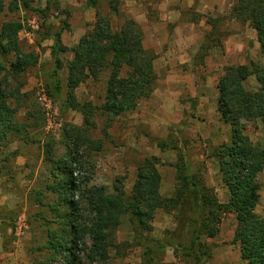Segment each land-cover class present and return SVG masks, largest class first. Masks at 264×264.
<instances>
[{
	"label": "rangeland",
	"instance_id": "rangeland-1",
	"mask_svg": "<svg viewBox=\"0 0 264 264\" xmlns=\"http://www.w3.org/2000/svg\"><path fill=\"white\" fill-rule=\"evenodd\" d=\"M16 0H3L0 27L4 22H20L19 45L27 53L37 57L22 74L24 86L18 101L10 99L17 107L15 120L24 128L7 143L24 141L30 146L31 158L27 170L20 174L13 170L11 162L15 153L5 156L0 149V187L10 186L12 206L0 205V264H65L63 254L54 255L50 240L64 231V207L55 208L57 195L47 190L53 182L52 165L46 159V149L52 146V158L66 157L68 149L61 141L67 124L84 126L83 114L72 108L62 107V102L47 89L49 76L55 67L52 56L54 39L47 34L62 30V42L69 49L59 52L63 92L67 97V63L74 56L73 48L80 39L93 32L97 15L109 16L112 28L118 31L128 18L137 21L144 33L143 45L156 54L154 60L153 92L142 99L137 107L117 116L107 127L106 117L95 109V127L89 135L93 141H102L100 151L80 148L81 168L75 174L85 186H104L108 193L114 192L118 178H123L126 196H130L137 177V169L145 158L156 156L162 176L160 192L169 197L174 193L177 154L162 151L158 140L172 133L183 148L194 171H201L209 186L215 188L220 201L228 199V190L219 171L218 162L208 157L213 147L228 141L230 126L220 119L218 105V81L226 66L239 65L254 60L264 64L257 32L249 25L232 16L236 0H120L118 11L107 2L87 8V0H59V8L52 6L45 14L46 0H27L30 9H24ZM20 3V2H19ZM217 20L220 30L226 32L221 45L209 50L200 61V48L212 27L207 22ZM14 59L0 50V61L7 68ZM127 68L124 69L125 72ZM110 69L104 68L98 78H88L75 89L81 103L91 101L101 107L105 102ZM14 85L18 81H13ZM249 91H255L258 82L251 76L245 82ZM45 94L53 103L48 113L46 103L40 99ZM244 132L254 143H264V124L259 121L246 123ZM43 158V161H41ZM28 161V162H29ZM260 199L255 212L264 216V166L259 171ZM4 189V188H3ZM2 191V190H1ZM0 191V197L2 193ZM76 200L79 196H76ZM2 202V201H0ZM1 204V203H0ZM81 202L82 222L89 223L91 214ZM76 214V213H75ZM82 214V213H81ZM153 239H165L167 232L175 228L173 213L159 209L153 220ZM236 228L234 213L224 215L220 232L214 238L202 236L212 248L206 264H246L241 256V246L233 242ZM69 230V229H67ZM68 238H71L68 232ZM130 226L123 222L113 234L116 245L109 249L107 261H92L87 254L91 246L89 235L75 248L81 264H142V247L138 244ZM158 264H187L172 248H168Z\"/></svg>",
	"mask_w": 264,
	"mask_h": 264
},
{
	"label": "trees",
	"instance_id": "trees-1",
	"mask_svg": "<svg viewBox=\"0 0 264 264\" xmlns=\"http://www.w3.org/2000/svg\"><path fill=\"white\" fill-rule=\"evenodd\" d=\"M46 2V10H41L43 14L53 5L59 8V0ZM101 2H107L111 9L118 11L120 0H87L86 7L94 8ZM15 3L24 9L31 8L27 0H16ZM3 9V0H0V12ZM231 14L248 22L257 32L260 52L264 56V0H236ZM207 22L212 29L207 32L200 48L201 62L211 48L221 45V38L226 35L216 19L208 17ZM22 27V23L12 21L4 22L0 27V50L14 56L9 68L0 61V145L24 128L15 120L18 109L11 105L10 99L18 101L17 95L24 86L22 74L37 61L33 53L25 52L19 45L18 33ZM47 36L55 41L52 47L55 67L46 84L47 89L61 100L62 107L76 109L84 117V126L67 124L64 128L61 141L68 149L66 157L53 160L52 146L48 145L46 149L53 176V182L46 189L57 195L54 207L66 209L63 235L60 237L54 233L50 240L49 247L54 255L63 254L65 264H81L75 248L85 243L84 237L89 235L88 259L107 261L109 249L116 245L114 231L126 222L143 249L142 264H158L168 248L187 264H206L212 248L202 236H217L224 215L234 213L233 242L240 244L242 258L246 264H264V216L255 212L260 199L256 177L264 166V143H254L244 132L249 121L259 120L264 124V64L249 60L245 64L226 66L218 81L217 110L221 121L230 126V137L214 146L208 157L218 162L222 181L228 190L227 201H220L215 188L207 184L203 172L193 170L172 133L164 140H158L157 145L164 152L177 154L176 161L171 164L175 168L174 193L169 197L161 194L160 158L151 156L139 165L131 194L127 197L123 178H118L112 193H108L104 186L84 187L83 182L74 176L76 166L81 168L82 165L77 152L80 148L103 149L102 141H93L89 135L96 125L93 120L95 109L102 111L106 125L110 127L117 116L135 109L142 99L151 96L156 54L144 47V33L135 19H126L121 29L114 31L111 18L98 14L93 32L84 35L73 48L74 56L67 63V97L63 99L62 79L58 72L62 64L58 53L69 48L62 42V30ZM104 68L110 69L104 104L97 108L91 101H78L75 89L88 78H98ZM125 68L127 70L123 72ZM251 76H255L258 82L255 91H249L245 85ZM15 80L17 85L13 83ZM76 196L79 199L76 200ZM81 202L91 214L89 223L82 222ZM159 209L173 213L175 220V228L167 232L165 239L149 236L154 230L152 222ZM68 232L72 233L70 239Z\"/></svg>",
	"mask_w": 264,
	"mask_h": 264
},
{
	"label": "crops",
	"instance_id": "crops-1",
	"mask_svg": "<svg viewBox=\"0 0 264 264\" xmlns=\"http://www.w3.org/2000/svg\"><path fill=\"white\" fill-rule=\"evenodd\" d=\"M0 149H2V152L5 151V156H2L3 159H5L9 153H15L16 154V158L11 162V165H13V170L18 172L20 174V171L23 169L27 170V166H29L28 163H30V159L31 158V153L29 152L30 146L24 142V141H14L11 143H7L6 146L4 145H0ZM1 152V151H0ZM29 161V162H28ZM43 161V158L42 160ZM4 188V189H3ZM3 188L0 187V191L2 193V197H0V202L2 206H12L13 204H11L13 201L12 198H15V196L13 194H15L16 192L10 189V186H4ZM17 194V193H16Z\"/></svg>",
	"mask_w": 264,
	"mask_h": 264
},
{
	"label": "built area",
	"instance_id": "built-area-1",
	"mask_svg": "<svg viewBox=\"0 0 264 264\" xmlns=\"http://www.w3.org/2000/svg\"><path fill=\"white\" fill-rule=\"evenodd\" d=\"M40 99L43 100L46 103L45 105L47 106L48 113H50V111H53L52 110L53 109V103H51V101L49 100L48 97H46L45 94H42Z\"/></svg>",
	"mask_w": 264,
	"mask_h": 264
}]
</instances>
